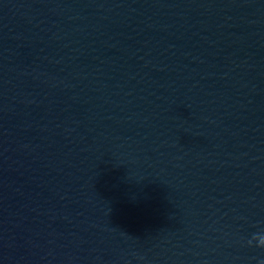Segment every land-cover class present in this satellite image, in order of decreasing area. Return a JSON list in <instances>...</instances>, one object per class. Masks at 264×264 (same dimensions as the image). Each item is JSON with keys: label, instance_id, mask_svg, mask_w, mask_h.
Instances as JSON below:
<instances>
[{"label": "water", "instance_id": "water-1", "mask_svg": "<svg viewBox=\"0 0 264 264\" xmlns=\"http://www.w3.org/2000/svg\"><path fill=\"white\" fill-rule=\"evenodd\" d=\"M0 264H264V0H0Z\"/></svg>", "mask_w": 264, "mask_h": 264}]
</instances>
